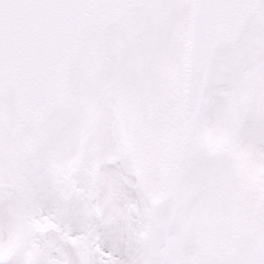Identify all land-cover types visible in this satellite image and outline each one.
Instances as JSON below:
<instances>
[{
  "label": "snow or ice",
  "instance_id": "1",
  "mask_svg": "<svg viewBox=\"0 0 264 264\" xmlns=\"http://www.w3.org/2000/svg\"><path fill=\"white\" fill-rule=\"evenodd\" d=\"M0 264H264V0H0Z\"/></svg>",
  "mask_w": 264,
  "mask_h": 264
}]
</instances>
